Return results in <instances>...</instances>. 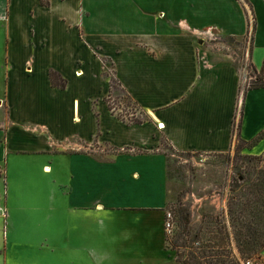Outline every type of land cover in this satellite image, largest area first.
<instances>
[{"label":"crops","instance_id":"obj_1","mask_svg":"<svg viewBox=\"0 0 264 264\" xmlns=\"http://www.w3.org/2000/svg\"><path fill=\"white\" fill-rule=\"evenodd\" d=\"M247 1L0 0V264H182L161 137L225 153L264 130V89H243L242 67H263L264 0ZM102 59L142 123L109 110Z\"/></svg>","mask_w":264,"mask_h":264},{"label":"rangeland","instance_id":"obj_2","mask_svg":"<svg viewBox=\"0 0 264 264\" xmlns=\"http://www.w3.org/2000/svg\"><path fill=\"white\" fill-rule=\"evenodd\" d=\"M246 9L248 8L246 7ZM225 41L231 42L229 39ZM217 42L219 44L215 45L216 49H226L221 44L222 42ZM248 42H250V37ZM236 50L240 52V50ZM235 57L237 58V55ZM239 64V60L236 61V67L240 70L243 67L247 78H250L243 89L254 85H264V73L254 72L249 64H244L242 67ZM112 70L110 62L106 61L104 71L109 76V81L112 78ZM109 102L114 113L125 119H133V115L134 119L143 118L139 112L140 108L132 101L127 100L118 89L112 91ZM0 112L4 113L1 103ZM161 151L167 158L168 211L172 213L175 223L174 233L166 238L173 240L177 238L178 234L181 235L176 246H167V248L175 259L179 258L181 262H187L192 260V256H196L203 264L204 259H200L201 254L198 249L200 245L193 244L195 234H198L199 230L202 234L214 230L219 227V224H225L228 231L232 232L230 211L237 209L234 206V203L237 202L234 200V196L241 197L245 194L243 187H248L260 179L261 172H264V156L259 157L262 160L260 163L248 161L246 156L251 155L246 154V149H240L238 139L234 142L230 152L200 153L179 152L161 137ZM243 178L249 182L244 183ZM218 202L221 206L216 208L214 204H218ZM176 211L189 215L190 224L187 225L186 230L180 224ZM207 239L206 236H199V243L205 244ZM231 241L228 251L231 254L228 256L224 254L227 256L226 261L229 263L230 260H233L239 264V260L243 258L237 252L232 235ZM259 254H264V250ZM57 255L60 259L62 252H57ZM209 261H213V264L219 263L215 259Z\"/></svg>","mask_w":264,"mask_h":264},{"label":"trees","instance_id":"obj_3","mask_svg":"<svg viewBox=\"0 0 264 264\" xmlns=\"http://www.w3.org/2000/svg\"><path fill=\"white\" fill-rule=\"evenodd\" d=\"M243 2L251 8L247 0H243ZM40 3L42 6L46 7L49 4V0H40ZM254 30L255 25L253 23L252 32ZM229 41L235 42L236 40L234 38H229ZM251 51L252 50L250 46V52ZM106 61V59H102V64L104 65ZM254 72L256 71L254 70ZM260 73H264V63L262 69L260 70ZM104 75L109 78V76L105 72ZM49 79L53 87L65 89L66 81L55 71L49 72ZM117 89L120 90V92L127 100H129L130 102L132 101L115 78L114 70H112V78H110V91L108 96L104 99L105 103L107 104L112 114L115 115L118 119L129 124L142 123L141 120L134 119V117L133 119H125L124 117L114 113V109L111 107L109 99L111 97L112 91ZM258 89H264V85H254L248 87V90ZM240 126L241 123L238 124V128H240ZM263 138L264 130L250 141H243L241 139H238L240 149L252 150ZM246 159L250 162H262L259 157L246 156ZM261 173L262 175L260 179H258L255 183H252V185L248 187H243L245 190L244 195H242L241 197L234 196V200L237 201L236 203H234V206L237 209H232L230 211V227L232 229V232L228 231V228L225 224H219V227L215 228L214 230L204 232L203 234L201 233V230H199L198 234H195L193 244H198V246L200 245L198 249L199 254H201L200 259H204L203 264H213V261H209L210 259H215L216 262L219 261V263L217 264H237L233 260H230L229 263L226 261L227 256L231 254L230 252H228L232 242L231 235L240 257L252 258L254 256L261 255L259 253L264 250V172ZM246 182L249 181L247 179H244V183ZM175 213L180 220V224L186 230L187 225L190 224L189 215L181 211H176ZM180 236L181 235L178 234L177 238L173 240H170V238L167 237V246H176V243H178ZM199 236L208 237L207 242L205 244H200ZM224 254H227V256H225ZM220 256L222 259L220 258ZM176 261L182 264L201 263L196 256H192V260H189L187 262H181L179 258H176Z\"/></svg>","mask_w":264,"mask_h":264},{"label":"built area","instance_id":"obj_4","mask_svg":"<svg viewBox=\"0 0 264 264\" xmlns=\"http://www.w3.org/2000/svg\"><path fill=\"white\" fill-rule=\"evenodd\" d=\"M249 79L250 78H247L244 72V75H243L244 85H246ZM0 218L2 220L7 219V209L1 203V201H0ZM174 229H175V223H174L173 215L170 211H167L165 213V218H164V231H165L166 236H171L174 233ZM239 264H264V254L254 256L252 258L240 259Z\"/></svg>","mask_w":264,"mask_h":264}]
</instances>
